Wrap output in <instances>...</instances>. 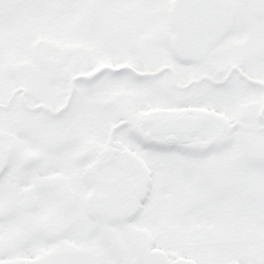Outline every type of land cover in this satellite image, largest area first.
<instances>
[{
	"label": "snow or ice",
	"instance_id": "obj_1",
	"mask_svg": "<svg viewBox=\"0 0 264 264\" xmlns=\"http://www.w3.org/2000/svg\"><path fill=\"white\" fill-rule=\"evenodd\" d=\"M0 264H264V0H0Z\"/></svg>",
	"mask_w": 264,
	"mask_h": 264
}]
</instances>
